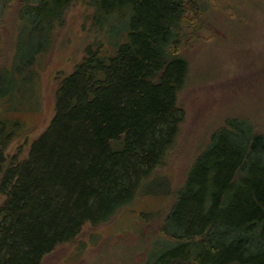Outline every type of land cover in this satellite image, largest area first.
<instances>
[{"label":"trees","instance_id":"trees-1","mask_svg":"<svg viewBox=\"0 0 264 264\" xmlns=\"http://www.w3.org/2000/svg\"><path fill=\"white\" fill-rule=\"evenodd\" d=\"M12 1L0 0V6ZM73 1L23 0L12 62H0V99L17 87L18 74L35 81ZM91 5L108 36L121 27L128 39L116 36L111 53L108 36L89 45L60 81L54 117L26 159L8 154L15 134L0 119V264H41L85 223L108 221L141 187L156 194L159 189L149 188L168 181L156 172L185 119L178 100L191 72L185 49L204 27L203 2ZM162 234L168 239L146 264H264V131L228 117L212 133Z\"/></svg>","mask_w":264,"mask_h":264},{"label":"rangeland","instance_id":"rangeland-1","mask_svg":"<svg viewBox=\"0 0 264 264\" xmlns=\"http://www.w3.org/2000/svg\"><path fill=\"white\" fill-rule=\"evenodd\" d=\"M202 2L204 27L185 49L191 72L178 97L185 119L176 146L156 172L167 178L170 193L164 192L168 185L162 180L149 188L159 189L156 194L141 187L108 221L85 223L74 239L59 244L41 264H146L168 239L162 234L165 216L212 133L228 117L248 119L258 132L264 131V0ZM22 5L23 0H13L0 6V62L6 66L16 50ZM95 10L91 0H74L63 25L55 29L52 47L41 58L35 81L18 74L17 87L0 99V119L15 134L9 155L28 157L32 142L54 117L60 81L84 59L95 39L108 36L109 29L104 31L103 23L96 21ZM110 35L108 53L116 36L119 42L128 39L126 28Z\"/></svg>","mask_w":264,"mask_h":264},{"label":"bare ground","instance_id":"bare-ground-1","mask_svg":"<svg viewBox=\"0 0 264 264\" xmlns=\"http://www.w3.org/2000/svg\"><path fill=\"white\" fill-rule=\"evenodd\" d=\"M60 24V23H59ZM162 242H163V240H162ZM165 242V241H164ZM159 243V242H158ZM165 244H167V243H165ZM152 251V250H151ZM154 252H155V250H154Z\"/></svg>","mask_w":264,"mask_h":264}]
</instances>
